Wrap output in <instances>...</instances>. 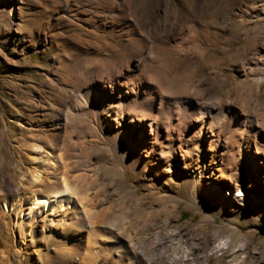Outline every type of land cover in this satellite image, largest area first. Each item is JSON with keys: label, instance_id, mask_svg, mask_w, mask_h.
Here are the masks:
<instances>
[{"label": "rangeland", "instance_id": "374dc122", "mask_svg": "<svg viewBox=\"0 0 264 264\" xmlns=\"http://www.w3.org/2000/svg\"><path fill=\"white\" fill-rule=\"evenodd\" d=\"M169 1L175 20L194 17L195 29L181 33H204V58H216L184 63L182 54L175 68L203 65L225 112L217 144L186 132L160 159L154 141L124 156L129 130L114 145L96 116L73 112L76 126L54 127L76 96L66 90L88 84L78 0H0V264H264V163L236 148L238 136L264 143V0ZM213 161L229 190L213 183ZM65 174L76 192L64 223L61 211L33 202L50 199Z\"/></svg>", "mask_w": 264, "mask_h": 264}, {"label": "bare ground", "instance_id": "6f19581e", "mask_svg": "<svg viewBox=\"0 0 264 264\" xmlns=\"http://www.w3.org/2000/svg\"><path fill=\"white\" fill-rule=\"evenodd\" d=\"M108 1L110 5H106L107 0L77 2L81 3V34L75 42L80 45L81 53L88 57L81 66L80 81L88 84L83 89L64 88L66 93H75L76 96L62 120L55 122L54 127L76 126L77 118L73 112L81 116H96L108 132L114 130L111 136L114 145L121 143L120 134L127 128L129 141L122 151L126 157H133L143 146L153 147L154 141L160 149L161 159L164 148H171L175 141L179 143L178 149H181L183 141L187 140L184 139L186 132L189 133L187 141L199 143L205 140L209 147L217 144L220 139L218 117L225 111L211 99L213 77L204 75L203 65L198 71L191 68L190 73L188 69L175 68L182 54H185L181 58L184 63L195 62V57L203 58L202 62L205 63L216 59L211 55L204 58L209 51L200 42L204 33H181L183 29H195L193 15L175 20L177 11L169 0ZM68 18L71 20L74 17L68 14ZM102 30L108 37L104 40ZM113 39H117V42L113 43ZM107 47L113 52L110 57L104 54ZM197 73L198 82L194 85L193 76ZM216 76H219V71ZM230 113L235 115L233 111ZM145 125H148V131L143 136ZM238 137L236 148L242 149L246 158L252 154L253 164L256 160L264 163V143L260 138L255 135ZM60 159L57 156V160ZM82 177L76 175L73 180H81ZM210 177L216 186L229 190L230 186H225L221 166L215 161L210 167ZM75 189L65 174L62 188L53 191L50 199L39 196L33 204L39 200L44 203V210L58 209L65 223V214L72 208L71 194L76 192ZM238 191L242 192L241 187L233 191L234 196ZM84 214L89 223L95 222V211L87 210ZM78 231H81V226ZM117 245L123 247L120 241H117ZM224 245H228V240L217 243L219 248Z\"/></svg>", "mask_w": 264, "mask_h": 264}]
</instances>
